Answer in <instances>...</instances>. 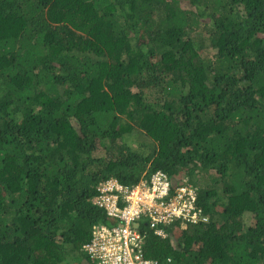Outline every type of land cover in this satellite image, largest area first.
I'll use <instances>...</instances> for the list:
<instances>
[{
	"label": "trees",
	"instance_id": "1",
	"mask_svg": "<svg viewBox=\"0 0 264 264\" xmlns=\"http://www.w3.org/2000/svg\"><path fill=\"white\" fill-rule=\"evenodd\" d=\"M157 170L208 219L147 257L264 264V0H0V264H99L97 186Z\"/></svg>",
	"mask_w": 264,
	"mask_h": 264
},
{
	"label": "built area",
	"instance_id": "2",
	"mask_svg": "<svg viewBox=\"0 0 264 264\" xmlns=\"http://www.w3.org/2000/svg\"><path fill=\"white\" fill-rule=\"evenodd\" d=\"M172 182L166 173L159 170L150 179L136 185H127L115 178L99 185L95 203L106 207L108 213L121 220L119 225L96 224L84 250L99 264H160L145 254V235L138 219L147 218L155 233L166 237V225L175 218L181 224L196 222L207 216L201 215L197 207V192L194 185L185 179L171 193ZM167 195L172 197L167 199ZM122 203H125L122 206Z\"/></svg>",
	"mask_w": 264,
	"mask_h": 264
},
{
	"label": "clouds",
	"instance_id": "3",
	"mask_svg": "<svg viewBox=\"0 0 264 264\" xmlns=\"http://www.w3.org/2000/svg\"><path fill=\"white\" fill-rule=\"evenodd\" d=\"M157 171H159V170H157ZM157 171H154L153 173H151L150 174V176L148 177V178H146V175H144L143 177H142V179H141V181L142 180H146V179H150L151 178V176L155 173V172H157ZM168 176V175H167ZM169 177V176H168ZM110 179V178H109ZM116 179V178H115ZM170 179V178H169ZM185 179H188L192 184H193V182L191 181V179L189 178V177H184L183 179H180L179 181H178V183L175 185V186H172V189H171V193H172V191H174V189H175V187L177 186V185H179V184H181ZM119 182H121L119 179H117ZM171 180V179H170ZM140 181V182H141ZM103 182V181H102ZM172 182V181H171ZM121 183H123V182H121ZM123 184H125V183H123ZM99 185H100V183H99ZM99 185L97 186V193H96V196L94 197V201H95V199H96V197L100 194L99 193V190H98V188H99ZM173 185V184H172ZM194 185V184H193ZM170 197H172L171 195H167V199L168 198H170ZM197 200H198V194H197ZM197 203V202H196ZM98 205V204H97ZM125 205V203H122V206H124ZM98 206H100V205H98ZM100 207H102L103 209H105L106 210V213H107V216L110 218V219H112L113 221H114V224H112V225H109V226H113V225H119L120 223H121V220L119 219V218H116L115 216H112V215H110L109 213H108V210L106 209V207H104V206H100ZM175 219H177V221H182L180 218H175ZM138 222H139V226H140V223L141 222H145V221H147V218H141V219H138L137 220ZM98 224H102V223H98ZM104 224H106V223H104ZM108 225V224H107ZM95 226V225H94ZM93 226V227H94ZM187 226V225H186ZM93 229V228H92ZM92 235V234H91ZM91 238V237H90ZM89 242V241H88ZM83 251L87 254V252L84 250V247H83ZM88 255V254H87Z\"/></svg>",
	"mask_w": 264,
	"mask_h": 264
},
{
	"label": "rangeland",
	"instance_id": "4",
	"mask_svg": "<svg viewBox=\"0 0 264 264\" xmlns=\"http://www.w3.org/2000/svg\"><path fill=\"white\" fill-rule=\"evenodd\" d=\"M136 128V127H135ZM138 128V127H137ZM139 129V128H138ZM131 137V135H128L127 138L129 139Z\"/></svg>",
	"mask_w": 264,
	"mask_h": 264
}]
</instances>
